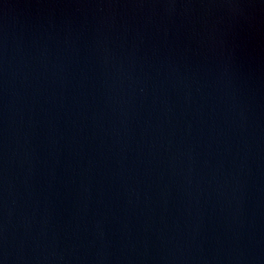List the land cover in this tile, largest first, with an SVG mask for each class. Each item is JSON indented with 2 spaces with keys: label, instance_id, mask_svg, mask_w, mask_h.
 <instances>
[{
  "label": "water",
  "instance_id": "1",
  "mask_svg": "<svg viewBox=\"0 0 264 264\" xmlns=\"http://www.w3.org/2000/svg\"><path fill=\"white\" fill-rule=\"evenodd\" d=\"M0 264H264V0H0Z\"/></svg>",
  "mask_w": 264,
  "mask_h": 264
}]
</instances>
